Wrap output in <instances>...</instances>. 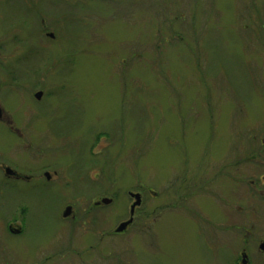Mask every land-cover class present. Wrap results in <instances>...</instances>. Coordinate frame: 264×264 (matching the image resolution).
<instances>
[{"label":"rangeland","instance_id":"1","mask_svg":"<svg viewBox=\"0 0 264 264\" xmlns=\"http://www.w3.org/2000/svg\"><path fill=\"white\" fill-rule=\"evenodd\" d=\"M16 73L53 84L44 130L29 139L50 141L54 162L67 166L69 187L31 196L10 190L6 199L18 194L50 209L62 198L93 205L116 195L109 210L126 212L127 192H138L154 210L176 202L169 185L177 169L193 166L197 179L203 175L208 148L230 154L245 144L248 155L250 141L264 140V0H0V82ZM17 97L0 92L13 117L23 110L19 101L9 103ZM17 139L0 129V156L16 168L25 162L14 149ZM262 199L249 197L247 204L264 206ZM208 200L199 195L186 210L212 216L201 202ZM229 202L238 210L233 197ZM257 210H228L226 220L257 222L256 235L264 238V208ZM36 214L16 259L25 260L52 233L53 220ZM159 215L147 219L155 234L138 226L140 238L127 237L124 255L139 264L149 258L156 259L150 264H221L230 255L212 252L190 232L191 215L169 213L157 226ZM76 234L69 230V237Z\"/></svg>","mask_w":264,"mask_h":264},{"label":"flooded vegetation","instance_id":"2","mask_svg":"<svg viewBox=\"0 0 264 264\" xmlns=\"http://www.w3.org/2000/svg\"><path fill=\"white\" fill-rule=\"evenodd\" d=\"M21 73L24 74L22 71ZM35 77L19 76L16 73V76L10 77L8 82H0L7 83L0 84V92L9 91L20 98L17 97L16 101L9 103L13 106L19 101L23 109L19 117L17 115L13 117L6 108V105L9 107L8 103L0 99V129L18 138L14 149L25 159V162L18 163L16 168L0 156L1 264H11L9 260L12 259L13 264H139L136 258L124 255L126 253L121 250L127 251L130 247L127 237L140 238L139 227H142V233L145 231L147 235L155 234L156 227H150L147 219L155 216L157 212L160 213L155 224L157 226L169 213L191 215L188 219L191 226L188 225L193 231L190 232L201 239L209 250L215 253L229 249L232 252L226 259H222L221 264H264V238L256 235L257 222L256 225L244 219L232 223L226 220L228 210L237 213L242 212L239 209L243 207L241 214L245 209L255 214L259 211L257 209L264 208L261 203L247 204L249 197L255 202H261L264 198V140L250 141L251 146L247 143L251 151L248 155L245 144L230 154H226L229 149L215 153L208 148V165L206 163L205 168L199 170V172L204 170L203 175L197 179L198 173L192 171L193 166L183 168L181 171L177 169L175 180L169 185L176 188V202L162 204L154 210H147L151 207L143 204L144 195L138 192H127L131 204L126 212L109 210L114 208L116 195L113 198L106 197L111 200L108 204L101 203L102 199H98L99 201L97 200L93 205L70 204L68 199L62 198L56 205H50V209H41L40 205L28 204L26 199L18 194L6 199V194L10 190L31 196L30 191L33 190L47 193L59 189L66 191L69 187L67 166H62V162H54L51 157L53 150L50 141L29 139L30 133L33 138V134L44 130L41 118L48 112L47 108L53 101V84L47 77L46 80L44 79L45 83ZM46 82L50 85L48 86ZM47 129L45 130L48 131ZM44 152L45 156H43ZM248 176H252L253 180L249 182L250 187L247 189ZM255 177L256 181H254ZM163 190H169V187L165 185ZM133 194L139 195L140 205L133 206L137 201ZM199 195L209 198L208 201L201 202L210 206L212 216L202 212L199 214L194 207L186 210V203L191 201L190 204L193 206L194 199ZM230 197L237 202L238 210L229 202ZM160 201H165L164 195L161 196ZM143 206V213L140 214L139 210L141 207L143 209ZM42 210L47 213L45 218L53 220L51 235L38 243L34 252L25 256V260L16 259V256L20 255L19 241L32 232L34 219L38 217L36 213L43 212ZM118 212L120 216L122 213L124 215L120 221L117 219ZM198 216L201 222L196 219ZM111 218L116 220L113 227L108 226ZM137 223L139 225H136ZM123 224H125L124 229L118 231ZM70 229L76 231L74 237H69ZM152 260L156 261L154 258L146 259L148 264ZM215 261L216 259L213 264Z\"/></svg>","mask_w":264,"mask_h":264},{"label":"water","instance_id":"3","mask_svg":"<svg viewBox=\"0 0 264 264\" xmlns=\"http://www.w3.org/2000/svg\"><path fill=\"white\" fill-rule=\"evenodd\" d=\"M48 36H49L50 38L53 37V35H51V34H49ZM133 196L137 198V202H135L133 206H138V205H140L139 195H133ZM110 201H111V200L103 199V200H101V203L108 204ZM68 211L70 212V209H68ZM124 227H125V224L121 225V226L119 227L118 231H122V230L124 229Z\"/></svg>","mask_w":264,"mask_h":264}]
</instances>
